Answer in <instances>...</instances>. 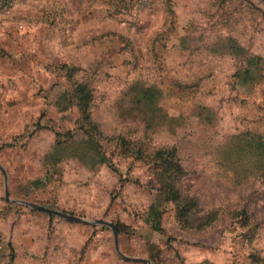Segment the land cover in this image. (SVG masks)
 <instances>
[{
  "label": "rangeland",
  "instance_id": "rangeland-1",
  "mask_svg": "<svg viewBox=\"0 0 264 264\" xmlns=\"http://www.w3.org/2000/svg\"><path fill=\"white\" fill-rule=\"evenodd\" d=\"M259 141L264 0H0L9 198L106 220L119 249L109 226L6 200L0 169V264H264ZM163 147L185 220L150 156Z\"/></svg>",
  "mask_w": 264,
  "mask_h": 264
},
{
  "label": "trees",
  "instance_id": "trees-1",
  "mask_svg": "<svg viewBox=\"0 0 264 264\" xmlns=\"http://www.w3.org/2000/svg\"><path fill=\"white\" fill-rule=\"evenodd\" d=\"M79 93L78 102L83 113L88 111L90 92L84 84L77 86ZM87 117V116H85ZM264 146L261 141L256 143L255 150L258 152L260 157H263ZM138 157H142L143 149L138 148L136 150ZM155 167L159 170V178L161 184V192L166 201H171L175 204L177 213L181 220H185L187 214L195 206L192 200L182 199L180 197L179 190L176 187V181L182 174V166L179 159L176 157L173 148H158L152 155H150ZM261 175L264 179V160H262Z\"/></svg>",
  "mask_w": 264,
  "mask_h": 264
},
{
  "label": "water",
  "instance_id": "water-1",
  "mask_svg": "<svg viewBox=\"0 0 264 264\" xmlns=\"http://www.w3.org/2000/svg\"><path fill=\"white\" fill-rule=\"evenodd\" d=\"M0 169L3 172L4 181H5L4 191H5L6 200L11 201V202L16 203V204L20 203V204L26 205V206H28V207H30L32 209L38 210L40 212L47 213L49 215L62 217V218H65V219H68V220H71V221H76V222H80V223L87 224V225H106V226H109L112 229L113 234H114L116 250L119 252L118 243H117V232H116L115 226L112 223H110V222H108L106 220H103V219H85V218H81V217H78V216H75V215H72V214H69V213H66V212H62V211L54 210V209H51V208H47L45 206H42V205H39V204H36V203H32V202H28V201H25V200H11L9 198V195H8L7 174H6L5 170H4V168L1 166V164H0ZM142 261H144V262H146L148 264H152L148 260H142Z\"/></svg>",
  "mask_w": 264,
  "mask_h": 264
}]
</instances>
